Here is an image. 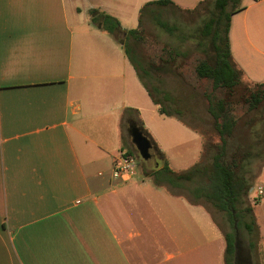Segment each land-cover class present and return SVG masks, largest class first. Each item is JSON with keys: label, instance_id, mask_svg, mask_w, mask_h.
<instances>
[{"label": "crops", "instance_id": "1", "mask_svg": "<svg viewBox=\"0 0 264 264\" xmlns=\"http://www.w3.org/2000/svg\"><path fill=\"white\" fill-rule=\"evenodd\" d=\"M158 1L0 0V264H224L223 233L179 181L139 184V163L135 180L112 177L116 154L133 153L131 126L168 162L156 127H171L173 140L190 129L160 114L126 44L92 22V11L109 15L127 39L159 7L204 0ZM240 8L232 59L260 83L264 1ZM256 221L264 264V217Z\"/></svg>", "mask_w": 264, "mask_h": 264}, {"label": "rangeland", "instance_id": "2", "mask_svg": "<svg viewBox=\"0 0 264 264\" xmlns=\"http://www.w3.org/2000/svg\"><path fill=\"white\" fill-rule=\"evenodd\" d=\"M208 1L191 11L177 10L171 6L159 7L156 13L143 19L136 41L125 39L123 33L119 31L115 35L118 42L126 44L123 45L127 46L131 60L139 66L142 81L152 92L153 98L160 102L168 113L195 131L190 133V129L183 127L180 131L176 130V137L173 140L170 138L172 133L174 135L171 127L164 129L156 127L157 137L167 149L168 168L174 172L172 175L169 174L170 177L188 168L190 170L194 166L212 162L216 153L214 146L219 142L213 119L208 113V101L204 94L206 83L200 80L195 72L199 61L213 56L210 41L201 37V30L211 18L213 10ZM238 7L240 5L229 7L228 10ZM158 21L167 23L173 31L162 29L158 26ZM250 90H255L254 83L242 76L240 85L230 97L237 125L228 143L227 158L231 159L234 156L239 162L249 156L248 160L243 162L246 163L245 175L253 187L244 197L245 203L242 207L252 206L256 217L262 218L264 209H260L258 205L264 194L257 198V191L259 187L264 189V102L257 109L248 111L244 99ZM132 154L137 160V169L138 163L143 169L139 171V177L136 179L139 184H178L176 180L170 179L168 182L166 171L154 174L160 166L162 170L166 163L165 159L158 155L156 148L151 150L152 157L148 161L140 157L135 147ZM179 182L185 196L200 203L212 214L223 235L234 234L238 248L242 256L248 258L249 264H263L261 248L258 246L252 251L249 250L250 237L245 227L241 225L234 230L224 212L217 210L204 198L194 197V189L202 185L199 177L192 181ZM252 219H254L252 214L242 216L243 222H250ZM258 234L254 232L252 239L261 245L260 231Z\"/></svg>", "mask_w": 264, "mask_h": 264}, {"label": "trees", "instance_id": "3", "mask_svg": "<svg viewBox=\"0 0 264 264\" xmlns=\"http://www.w3.org/2000/svg\"><path fill=\"white\" fill-rule=\"evenodd\" d=\"M204 1L201 3H206L208 0ZM208 3L213 6V10L211 12V18L201 30V37L204 40L210 41L213 56L209 59L199 61L195 67V72L197 77L206 83L204 94L208 101V113L213 119L214 128L219 138V142L214 146L216 153L212 158V162L209 164L194 166L185 173H178L174 177H170L169 174L172 175L174 172L168 168V162L164 153L155 145L158 155L165 159L166 163L162 170L154 172V174L166 171V174H168V182L170 179L172 181H192L199 177L202 185L195 188V198H204L217 210L224 212L229 218L234 230H237L241 225L245 227L250 237L249 250L252 251L258 246L260 249L261 245L252 239L254 232H257V235H259V227L255 219L254 209L252 206L242 207L245 203L244 197L249 194L253 187L245 175L246 163L244 164V162L248 160L249 156L247 155L246 158L239 162L236 161L234 156L231 159L227 158L228 143L233 137L237 125V117L233 110L234 108L230 97L235 88L240 85L241 78L244 76L243 72L236 66L232 59L229 43V30L232 16L240 11L241 8L238 7L231 11L228 8L239 6L241 0H209ZM153 4L150 3L148 6ZM155 4L166 6L170 2L161 0ZM143 13L144 8L141 11V16ZM95 14H97V11L91 12L92 22L94 24H101L102 28L112 35H115L119 31L120 23L117 19L103 13L98 17ZM157 24L164 30L169 32L173 31V28L169 27L165 22L158 21ZM127 35L129 40H138V29L128 31ZM126 47V54L130 58ZM131 62L142 80L139 73V66L136 65L135 61L131 60ZM254 86L255 90H250L244 99L248 111L257 109L264 102V81L254 83ZM148 91L155 105L160 107L159 112L161 115L175 117L168 113L161 106V103L153 98L152 92L149 89ZM146 135L153 142L151 136L148 133ZM128 153L131 154L130 152ZM245 214H252L254 219L250 222H243L242 216L244 217ZM223 236L225 240L224 264H234L237 239L234 234H224Z\"/></svg>", "mask_w": 264, "mask_h": 264}, {"label": "built area", "instance_id": "4", "mask_svg": "<svg viewBox=\"0 0 264 264\" xmlns=\"http://www.w3.org/2000/svg\"><path fill=\"white\" fill-rule=\"evenodd\" d=\"M137 173V160L135 156L132 153L129 154L127 151H119L113 161V179L122 182H130L135 180ZM257 193V198L261 197L264 194V189L259 187Z\"/></svg>", "mask_w": 264, "mask_h": 264}, {"label": "water", "instance_id": "5", "mask_svg": "<svg viewBox=\"0 0 264 264\" xmlns=\"http://www.w3.org/2000/svg\"><path fill=\"white\" fill-rule=\"evenodd\" d=\"M130 134H131L132 142L136 150L139 152L140 157L144 161L150 160L152 157L151 150L155 148V143H153L145 133H143L139 128L135 126H131ZM238 254H239V248L238 245L236 244L235 264L238 261Z\"/></svg>", "mask_w": 264, "mask_h": 264}, {"label": "flooded vegetation", "instance_id": "6", "mask_svg": "<svg viewBox=\"0 0 264 264\" xmlns=\"http://www.w3.org/2000/svg\"><path fill=\"white\" fill-rule=\"evenodd\" d=\"M234 264H235V262H234ZM236 264H249L248 258H245L242 256V252L240 249H239V254H238V261Z\"/></svg>", "mask_w": 264, "mask_h": 264}]
</instances>
